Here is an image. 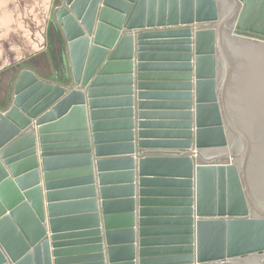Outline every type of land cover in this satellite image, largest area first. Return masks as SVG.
Masks as SVG:
<instances>
[{
    "label": "water",
    "instance_id": "95a60500",
    "mask_svg": "<svg viewBox=\"0 0 264 264\" xmlns=\"http://www.w3.org/2000/svg\"><path fill=\"white\" fill-rule=\"evenodd\" d=\"M248 3L52 0L55 39L0 95V264H264V1L250 20ZM153 209L186 226L148 233Z\"/></svg>",
    "mask_w": 264,
    "mask_h": 264
},
{
    "label": "rangeland",
    "instance_id": "374dc122",
    "mask_svg": "<svg viewBox=\"0 0 264 264\" xmlns=\"http://www.w3.org/2000/svg\"><path fill=\"white\" fill-rule=\"evenodd\" d=\"M51 2L0 0V76L3 80H7L6 76L13 66L41 52ZM261 10H264V4ZM194 29H197L196 25ZM2 90L0 86V95Z\"/></svg>",
    "mask_w": 264,
    "mask_h": 264
},
{
    "label": "bare ground",
    "instance_id": "6f19581e",
    "mask_svg": "<svg viewBox=\"0 0 264 264\" xmlns=\"http://www.w3.org/2000/svg\"><path fill=\"white\" fill-rule=\"evenodd\" d=\"M254 1L255 0H248L249 3H248L247 10H248L249 13L251 12V10L253 12L255 10V8H256V4H254ZM263 12H264V10L261 11L260 15H257L256 20H255V22H257L259 24V26H261V27L264 26V25H262L263 24L262 23L263 22V20H262V17H263L262 14H263ZM249 13H248V15H249ZM251 15H252V13H251ZM197 24H195V22H194L193 25L194 26L195 25L197 26ZM194 105H195V103H193V106H192V109H191V111H192V117H193L192 122L194 120ZM190 130H191L190 131V133H191V146L188 149H184V151L185 152H188L189 155H190V157L194 160L196 158V155L198 153H200V149H198V148L195 147L196 128L194 126H192ZM193 148H196V150H192ZM169 151L170 152H173L174 150H169ZM223 152H225V150ZM205 153H208V152H205ZM193 154H195V155H193ZM138 155L139 154L137 152V156ZM203 157H204V155H203ZM137 176H138V170H137ZM174 181L175 180H172V182H174ZM177 181H181V183H185V182H188L189 180H185V179H182L181 178L179 180H176L175 182H177ZM137 189H139L138 188V185H137ZM192 189L194 191V185H192ZM138 191H140V193L142 192L141 189L138 190ZM189 193H190V191L188 192V194ZM42 199L45 201V196L43 194H42ZM27 208H29V206ZM181 209H183V208H181ZM137 211H139V210H137ZM177 211L178 212H183V210H180V209H178L176 211L173 209V210H171L172 214L170 216H164V215L154 216L155 215L154 213H156L155 212V209L145 211V213H148L146 215V217H145V220H144L146 222V229H147L148 233H164V234L167 235V234H171V232L182 230L184 228V226H186V223L185 224L182 223V221H181L182 217H179L177 215V213H178ZM193 217H194V215H193ZM149 220L150 221H153V222L154 221L160 222V224H158V223H151V222H149ZM151 252H153V251H151ZM161 252H162L161 250L160 251L159 250H155V253H161Z\"/></svg>",
    "mask_w": 264,
    "mask_h": 264
},
{
    "label": "flooded vegetation",
    "instance_id": "af4514ba",
    "mask_svg": "<svg viewBox=\"0 0 264 264\" xmlns=\"http://www.w3.org/2000/svg\"><path fill=\"white\" fill-rule=\"evenodd\" d=\"M55 33H54V29L53 27L48 23L47 26H46V31H45V39H44V44H46V40L47 39H55ZM48 43V42H47ZM44 49V47L41 49V51ZM31 58V57H30ZM38 59L39 58H33L32 60H29V58L25 59V60H22L21 62H19L16 66H13L12 69L9 71V73L7 74V80H3L2 77L0 76V86H4L3 89L4 90V95H6L7 93V89L9 88V80L12 78V76L18 72L21 68V64H24V65H31V66H35V64L38 62ZM4 74V73H3ZM2 75V73L0 74ZM4 77V76H3Z\"/></svg>",
    "mask_w": 264,
    "mask_h": 264
},
{
    "label": "crops",
    "instance_id": "0c3cea01",
    "mask_svg": "<svg viewBox=\"0 0 264 264\" xmlns=\"http://www.w3.org/2000/svg\"><path fill=\"white\" fill-rule=\"evenodd\" d=\"M253 15H255V11H254V13H252ZM249 20H250V18H251V13H249ZM260 15V14H259ZM262 20H263V24L262 25H264V12H263V14H262ZM248 18V17H247ZM262 29H263V31H264V27H262ZM116 117V116H115ZM117 118H119V117H117ZM119 131H121L120 130V128H118V126H113L112 128H109V132H112V133H117V135H118V133H120ZM119 136V135H118ZM111 143H113L114 145H118V144H120V142H116V141H114V142H111ZM107 154H108V156H106V157H103L104 159H111V158H122L124 155L122 154V151H121V149L120 148H117V149H114L113 151H110V152H107ZM215 156H216V154H215ZM204 157H207V158H209L210 157V155L208 154L207 156L206 155H204ZM122 167L123 166H120L119 164H117V166L115 167V168H113L114 169V171H116V172H121V171H123L122 170ZM114 179L111 181V182H113V183H118V184H120V183H123V180H117L116 181V177H113ZM120 178V177H119Z\"/></svg>",
    "mask_w": 264,
    "mask_h": 264
}]
</instances>
